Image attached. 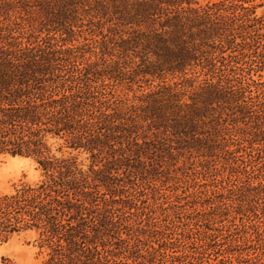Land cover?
Instances as JSON below:
<instances>
[{"label":"trees","instance_id":"1","mask_svg":"<svg viewBox=\"0 0 264 264\" xmlns=\"http://www.w3.org/2000/svg\"><path fill=\"white\" fill-rule=\"evenodd\" d=\"M255 1L61 0L67 33L79 9L94 14L98 51L0 25V158L41 177L0 194V242L32 233L42 264H264ZM140 81L159 83L139 105L119 99ZM136 119L163 137L146 141ZM172 138L204 159L174 197L146 183Z\"/></svg>","mask_w":264,"mask_h":264},{"label":"rangeland","instance_id":"2","mask_svg":"<svg viewBox=\"0 0 264 264\" xmlns=\"http://www.w3.org/2000/svg\"><path fill=\"white\" fill-rule=\"evenodd\" d=\"M199 1L203 3L204 0ZM260 2V0L255 1V3ZM90 4L93 3L90 1ZM43 7L47 9L43 10ZM0 8V25L9 26L16 32L15 35L23 33L25 37H29V35L33 34L31 31H36V34H40L38 30H41L40 37H44L48 30L50 35L55 36L57 39H70L73 44L79 46L86 43L89 46H85L84 49L98 51L92 48L95 46L94 40L99 39L100 41V36L96 37L94 35L97 32L94 26L97 20L94 18L93 13H86L79 9L76 14L77 18L72 24L73 33H67V28H69L67 23L55 16L65 8L61 4V0H0ZM84 8L87 9L85 6ZM263 12L264 7L256 9L258 16ZM108 26V24L103 25L105 27L103 33H107L106 27ZM88 56L92 59L95 58L94 54L89 53L86 54L85 58ZM261 75L264 78V73H261ZM254 79H256L255 76ZM176 80L178 81V79ZM158 83L159 81L151 84L140 81L137 84L130 85V87L125 85L118 88L116 94L119 95V99L121 97L122 101H127L128 104L139 105L137 97L154 90ZM124 108L125 106L122 107L123 110ZM135 123L137 124L138 134L140 137H145L146 141H154L157 137L159 140L163 137L159 131L150 129L147 123L138 119H136ZM172 139L169 140L170 148L167 147L164 152L160 153L162 156L156 157V161L153 162L157 168L156 174L155 172H151L152 175L148 174L146 183L156 190L159 189L161 193L173 194L174 197V194L182 195L186 181L188 183L191 182L193 173L191 167L199 171L200 165L204 164V159L197 157L194 151L185 150V142L180 145L174 141L175 139ZM245 152H243V155H245ZM156 164L158 165L156 166ZM40 179V172L32 159L25 157L12 158L9 156L0 158V194L13 190L21 183L34 184ZM176 189L178 190L175 191ZM44 259L45 254L38 249L35 236L32 233L14 236L7 242H0V264H42Z\"/></svg>","mask_w":264,"mask_h":264}]
</instances>
